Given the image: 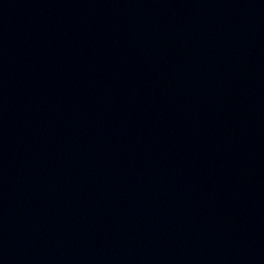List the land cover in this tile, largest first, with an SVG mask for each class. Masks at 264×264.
I'll use <instances>...</instances> for the list:
<instances>
[{"label":"water","instance_id":"water-1","mask_svg":"<svg viewBox=\"0 0 264 264\" xmlns=\"http://www.w3.org/2000/svg\"><path fill=\"white\" fill-rule=\"evenodd\" d=\"M0 264H264V0H0Z\"/></svg>","mask_w":264,"mask_h":264}]
</instances>
